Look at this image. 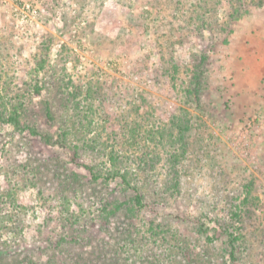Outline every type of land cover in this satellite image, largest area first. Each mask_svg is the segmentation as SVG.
<instances>
[{
	"label": "rangeland",
	"instance_id": "1",
	"mask_svg": "<svg viewBox=\"0 0 264 264\" xmlns=\"http://www.w3.org/2000/svg\"><path fill=\"white\" fill-rule=\"evenodd\" d=\"M4 107L0 264H264V0H0Z\"/></svg>",
	"mask_w": 264,
	"mask_h": 264
},
{
	"label": "trees",
	"instance_id": "2",
	"mask_svg": "<svg viewBox=\"0 0 264 264\" xmlns=\"http://www.w3.org/2000/svg\"><path fill=\"white\" fill-rule=\"evenodd\" d=\"M49 113H50V111H49ZM0 122L11 123L16 128H21L23 126L20 114L16 110H13L11 113H8L6 107H4L0 110ZM29 128L33 134L40 135L42 138H44L48 142L51 141V137L47 134L42 133V131H40L39 129H37L35 127H29ZM139 199H140V197L138 195V202H140ZM235 240H236L235 237H232V255H233V257H234V251H235V244H234Z\"/></svg>",
	"mask_w": 264,
	"mask_h": 264
}]
</instances>
